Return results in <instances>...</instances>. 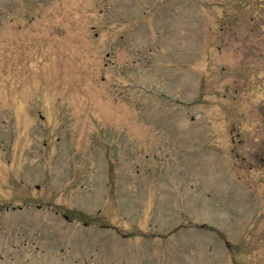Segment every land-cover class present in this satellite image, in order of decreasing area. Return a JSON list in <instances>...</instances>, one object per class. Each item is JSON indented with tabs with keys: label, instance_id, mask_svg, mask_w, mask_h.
I'll use <instances>...</instances> for the list:
<instances>
[{
	"label": "rangeland",
	"instance_id": "374dc122",
	"mask_svg": "<svg viewBox=\"0 0 264 264\" xmlns=\"http://www.w3.org/2000/svg\"><path fill=\"white\" fill-rule=\"evenodd\" d=\"M0 264H264V0H0Z\"/></svg>",
	"mask_w": 264,
	"mask_h": 264
},
{
	"label": "flooded vegetation",
	"instance_id": "af4514ba",
	"mask_svg": "<svg viewBox=\"0 0 264 264\" xmlns=\"http://www.w3.org/2000/svg\"><path fill=\"white\" fill-rule=\"evenodd\" d=\"M42 117H43V116H41V118H42ZM43 119H44V118H43ZM235 154H236L235 156L238 157V156H237L238 152H235ZM238 155H239V154H238ZM236 159H237V158H236ZM37 187H38V186H37ZM38 206H39V205H38Z\"/></svg>",
	"mask_w": 264,
	"mask_h": 264
}]
</instances>
